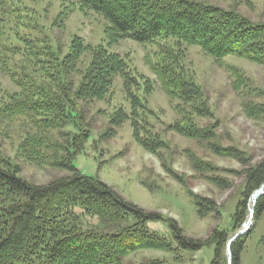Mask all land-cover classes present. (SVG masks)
Returning a JSON list of instances; mask_svg holds the SVG:
<instances>
[{"label": "trees", "instance_id": "1", "mask_svg": "<svg viewBox=\"0 0 264 264\" xmlns=\"http://www.w3.org/2000/svg\"><path fill=\"white\" fill-rule=\"evenodd\" d=\"M74 2L77 11L106 23L109 45L122 39L159 47L157 54L161 60L151 64L153 72L169 96L176 94L184 103L197 98L196 91L182 82L191 77L182 72L179 61L187 46L201 47L230 73L235 83L243 76L240 78L235 67L225 64L226 57L241 56L264 65V25L253 23L235 11L186 0ZM9 3L14 7H7ZM15 4L14 0H0V5L5 7L0 10V33L8 29L4 33L11 39L9 44L0 47V52L11 56L5 63L7 71L29 96L12 112L36 128L27 137V156L40 158L53 167L58 165L66 175L47 185H32L0 154V264H124L125 257L141 250L199 252L206 247H214L211 264H241L244 237L232 242L229 262L227 248L232 237L226 231L214 230L208 241L188 238L174 221L126 202L107 184L75 167L74 156L85 146L90 134L85 130L89 126L85 110L88 105L84 104L113 97L117 91L115 79L121 78L130 103V108L124 110L123 120L131 122L138 141L142 138L139 128L143 123L148 124L151 115L146 95L140 91L150 90L153 82L142 75L137 77L129 61L106 46L86 45L79 36L74 37L75 49L70 56L62 57L58 48L48 42L32 46L19 30L26 8ZM1 23L5 25L1 27ZM72 57L74 62L69 65ZM75 74L82 77L84 87L77 99L78 106L73 99L80 94ZM118 116L120 119L121 115ZM74 123L82 126L81 135L61 132L58 138L51 136L53 129L64 130ZM51 148L55 157L47 152ZM263 165L248 174L252 196L264 186ZM255 201L256 219L264 212V193ZM246 202L232 217L231 229L240 228L249 219ZM203 207L207 209V205ZM203 211L199 206L201 218ZM85 216L96 218L99 224L82 225L79 219ZM154 222L166 223L170 235L153 232L149 225Z\"/></svg>", "mask_w": 264, "mask_h": 264}, {"label": "rangeland", "instance_id": "2", "mask_svg": "<svg viewBox=\"0 0 264 264\" xmlns=\"http://www.w3.org/2000/svg\"><path fill=\"white\" fill-rule=\"evenodd\" d=\"M74 1L14 0L15 5L26 8L20 33L32 46L50 43L62 57L74 52L76 36L89 46L102 44L129 61L137 77L142 75L153 82L150 90L140 91L146 95L151 115L148 124L143 123L139 128L142 133L139 142L131 122L123 120L124 110L130 108V103L121 78L115 79L117 91L113 97L84 104L88 105L85 110L89 126L85 130L90 134L85 146L74 156L75 167L107 184L126 202L174 221L188 238L208 241L214 230L221 229L233 239L237 232L238 239L244 237L241 264H264V212L256 219L254 213L251 215L257 198L249 191L247 178L253 168L264 163V65L241 56L226 57L225 64L235 67L240 78L243 76L235 83L230 73L201 47L187 46L179 61L182 72L191 77L182 82L196 91L197 98L184 103L176 94L169 96L153 72L151 64L161 60L157 54L159 47L122 39L109 45L106 23L77 11ZM186 1L235 11L253 23L264 25V0ZM6 6L14 7L10 3ZM1 9H5L4 5H0ZM4 25L1 23V27ZM7 30L0 33V47L11 41L5 35ZM8 58H11L9 54L0 52V154L28 183L47 185L64 177L66 172L58 165L53 167L40 158L27 156V137L36 128L12 112L29 95L22 92L7 71ZM68 62L73 64V57ZM75 78L80 94L73 99L78 106L77 99L84 87L82 77L75 74ZM4 105L8 107L3 109ZM74 124L64 130L53 129L50 134L58 138L61 132H71L77 137L83 130L79 123ZM47 152L55 157L53 148ZM245 201L250 217L240 228L231 229L232 217ZM199 206L204 210L202 218L198 215ZM92 218L85 216L79 222L96 227L99 222ZM149 228L160 235H170L166 223L154 222ZM213 258L214 247H206L199 252L141 250L125 257L123 262L211 264Z\"/></svg>", "mask_w": 264, "mask_h": 264}, {"label": "water", "instance_id": "3", "mask_svg": "<svg viewBox=\"0 0 264 264\" xmlns=\"http://www.w3.org/2000/svg\"><path fill=\"white\" fill-rule=\"evenodd\" d=\"M264 188L260 189L259 191H257L256 194V198H258L262 192H263ZM254 211L252 210L251 215H253ZM239 234L235 235V237L233 239L230 240L229 244H228V248H227V254H228V258H229V262L231 261V244L233 241L238 239Z\"/></svg>", "mask_w": 264, "mask_h": 264}, {"label": "bare ground", "instance_id": "4", "mask_svg": "<svg viewBox=\"0 0 264 264\" xmlns=\"http://www.w3.org/2000/svg\"><path fill=\"white\" fill-rule=\"evenodd\" d=\"M251 212H252V211H251ZM246 229H248V227H247Z\"/></svg>", "mask_w": 264, "mask_h": 264}]
</instances>
